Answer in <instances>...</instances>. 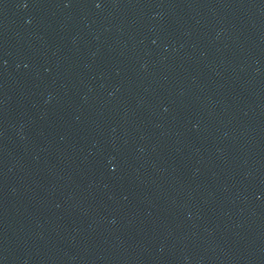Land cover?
Segmentation results:
<instances>
[{"label": "water", "instance_id": "95a60500", "mask_svg": "<svg viewBox=\"0 0 264 264\" xmlns=\"http://www.w3.org/2000/svg\"><path fill=\"white\" fill-rule=\"evenodd\" d=\"M0 264H264V0H0Z\"/></svg>", "mask_w": 264, "mask_h": 264}]
</instances>
